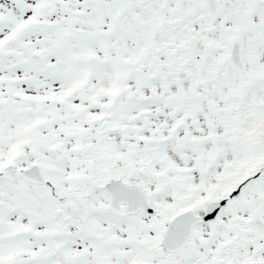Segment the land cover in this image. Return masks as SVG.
<instances>
[{"label":"snow or ice","instance_id":"1","mask_svg":"<svg viewBox=\"0 0 264 264\" xmlns=\"http://www.w3.org/2000/svg\"><path fill=\"white\" fill-rule=\"evenodd\" d=\"M0 264H264V0H0Z\"/></svg>","mask_w":264,"mask_h":264}]
</instances>
